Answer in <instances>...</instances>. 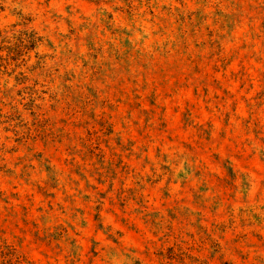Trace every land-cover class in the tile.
Listing matches in <instances>:
<instances>
[{
    "label": "rangeland",
    "instance_id": "obj_1",
    "mask_svg": "<svg viewBox=\"0 0 264 264\" xmlns=\"http://www.w3.org/2000/svg\"><path fill=\"white\" fill-rule=\"evenodd\" d=\"M0 264H264V0H0Z\"/></svg>",
    "mask_w": 264,
    "mask_h": 264
}]
</instances>
